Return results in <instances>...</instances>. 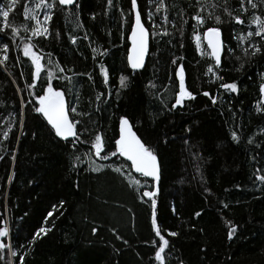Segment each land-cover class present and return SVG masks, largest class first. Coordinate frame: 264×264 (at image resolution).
<instances>
[{"label": "trees", "instance_id": "1", "mask_svg": "<svg viewBox=\"0 0 264 264\" xmlns=\"http://www.w3.org/2000/svg\"><path fill=\"white\" fill-rule=\"evenodd\" d=\"M31 1L19 0L10 14L18 35L0 31V228L8 230L0 237L8 245L0 264H21L20 257L23 264H160L152 204L141 198L154 182L135 175L119 154L95 155L97 134L101 156L116 150L121 117L158 156L156 218L169 241L165 264H264V182L257 179L264 175V38L247 36L264 5L245 3L243 12L241 0H163L164 6L137 0L150 48L135 71L126 63L131 0L57 2L43 36H34L35 21L25 18ZM35 10L40 19L47 8ZM198 12L203 25L193 19ZM213 26L223 39L219 66L195 38ZM249 41L262 51L245 55ZM26 44L42 58L39 78ZM181 66L194 99L172 108ZM49 79L76 109L69 113L79 122L77 138L57 137L35 111ZM233 82L236 92L220 86ZM42 227L49 231L33 242Z\"/></svg>", "mask_w": 264, "mask_h": 264}, {"label": "snow or ice", "instance_id": "2", "mask_svg": "<svg viewBox=\"0 0 264 264\" xmlns=\"http://www.w3.org/2000/svg\"><path fill=\"white\" fill-rule=\"evenodd\" d=\"M59 3L60 5L69 6V5H76V0H53V3L49 4L46 2V0H39V3L35 5L36 8H47L49 11L45 12L44 14V21L41 22V20L38 18L37 15H30L28 7L24 8V15L26 19L35 21L34 26L32 27L31 31L34 36H43L48 33V28L43 26V23H46L52 19V12L50 11L56 6V3ZM19 3V0H7V4L0 5V20L3 21L2 27H0V31H4L5 29L12 28L11 24L9 23V17L12 12L15 11L16 5ZM108 3L111 4L112 0H108ZM225 3H227V0H225ZM245 3L251 7V9H256L261 5H264V0H260L259 5L257 3H254L253 0H241V10L243 12H247L249 9L245 6ZM132 8L136 9L135 12V26L132 27L131 31V39H132V50L131 54L129 55V61L131 64V67L133 69H138L142 67L143 59L145 56V53L147 52L148 47V30L144 27V24L141 19L140 11L138 10L137 6V0H131ZM160 6H164L163 0H160ZM201 8L203 10V5H201ZM34 11V10H33ZM225 11H228L227 8H225ZM230 15V13H229ZM149 18H151V13H149ZM193 19L196 20V22L200 25H203L206 21V18L200 14L199 12L193 17ZM207 19H215L217 23L220 22V17L215 16L213 17L212 13H209ZM235 21L238 24H244L245 20L241 19L240 16L235 17ZM251 22L256 25V28L254 31H249L247 33L248 37H261L264 38V17L253 13V16L251 17ZM25 31H28V28L25 27ZM13 34L18 35L19 29L18 28H12ZM167 33H165L166 35ZM221 34V30L217 26L209 27L207 28L206 32L204 33L205 37L208 40V47L211 48V55L215 58L216 65L219 66L221 56L220 53L222 51V43L219 39ZM197 40L198 47L200 46V40L201 37L197 34L195 36ZM73 42H75V38H73ZM8 45L5 44L4 48L7 49ZM249 49H251V55H256L257 53H260L262 51V48L259 44H253L251 41H249L248 47L244 49L245 55L249 54ZM203 54V53H202ZM24 55L30 56L33 65L35 66V72L34 76L36 78H39L40 72L42 69L41 64V57L34 53L32 51V46L30 44H26L24 48ZM7 55L4 56V60H7ZM0 63H3V60H0ZM175 63V61H174ZM61 72L64 71L63 68L59 69ZM209 71H212V68H209ZM49 78L52 76V72L49 71L48 73ZM177 76L179 77V90L175 95V103L172 104V108L182 107L184 104L185 99H194V96L192 92L188 91L185 82H184V75H183V66L180 67V69L177 72ZM105 79H107V73L105 72ZM222 79V78H221ZM125 77H121L120 83L121 86H125ZM222 88L226 90H230L232 92H236L238 90L236 83H222L220 85ZM29 87H34V85H29ZM260 90L262 93H264V84L261 85ZM205 96H209L210 93L205 92L203 93ZM99 99V97H97ZM39 101V107L35 109L36 112L41 113L48 121V123L51 125V127L54 129L55 135L58 137H61L63 139H68L69 137L77 138L78 133L76 130V125L79 122H75L73 120L69 119L68 112L69 110L71 112H75L76 109L74 107L68 108L66 105L64 92L61 90H58L53 87L52 83H47V87L43 90V94L38 96ZM215 103V100H213ZM5 138H7L8 133H4ZM232 138L238 139L235 132L232 133ZM251 142V141H250ZM93 147L95 149V155L97 157H100L102 159H109L110 156H116L119 154L122 157H125L128 161L131 162V167L137 172L140 173L143 177L146 178H152L154 182H158L160 179V166L158 162V156L156 152L153 150V148L146 144L137 134L132 130V125L129 123V120L125 117H121L120 119V130H119V138L115 140V151L111 152L110 154L101 156V152L104 148V143L102 140V136L100 134H97L95 137V141L93 144ZM116 171H121L122 169L120 167H117L115 169ZM93 171H100V167H96L93 169ZM257 179H259L261 182H264V175L258 176ZM135 183L137 185L140 184L139 180H136ZM157 194V190L153 191H143L141 198L147 197L150 199L152 204V225L155 230V235L159 237V247L158 250L155 252V259L160 262V264H165V251L169 246V241L165 238L164 235L161 234V228L157 224V218H156V200L155 196ZM227 207V205H225ZM49 216H52V213L49 212ZM197 216L200 215V213H196ZM47 231L49 229L40 228L38 232L33 237V242L36 238H38L42 233L47 234ZM95 232L96 230L93 229ZM235 231V227L229 230V239L232 238L233 233ZM171 236L177 235L175 232L169 233ZM8 236V230L7 228H0V237H7ZM119 238V237H118ZM153 243H156V241H153ZM8 245L4 244L2 241H0V250H3L4 248H7ZM13 256L16 255L15 252L12 253ZM21 261V264H23V257L19 258Z\"/></svg>", "mask_w": 264, "mask_h": 264}, {"label": "water", "instance_id": "3", "mask_svg": "<svg viewBox=\"0 0 264 264\" xmlns=\"http://www.w3.org/2000/svg\"><path fill=\"white\" fill-rule=\"evenodd\" d=\"M59 4V3H58ZM60 5V4H59ZM60 6H63V7H69V6H71V5H69V6H64V5H60ZM131 9H132V24H131V28H130V31H129V35H128V48H127V53H126V63H127V66H128V68L130 69V70H140V69H142L144 66H145V63H146V61H147V57H148V54H149V48H150V33H149V30H148V28L144 25V27L148 30V47H147V52L145 53V56H144V59H143V64H142V67H140V68H138V69H133L132 67H131V64H130V61H129V55L131 54V50H132V47H133V45H132V39H131V31H132V27H134L135 26V12H136V9H133L132 7H131ZM142 19V18H141ZM143 22V21H142ZM144 24V23H143ZM206 32V31H205ZM204 32V33H205ZM219 39H220V41H221V43L223 44V39H222V35L220 34V37H219ZM204 41H205V43L207 44V47H208V40H207V38L205 37V35H204ZM208 49H209V52L211 53V48H209L208 47ZM211 55V54H210ZM211 57H212V60L215 62V58L211 55ZM216 63V62H215ZM66 105H67V103H66ZM68 106V105H67ZM41 114V113H40ZM42 115V114H41ZM68 115H69V119L70 120H72V118H71V116H70V113L68 112ZM42 117H43V119L45 120V122L47 123V125L51 128V130L54 132V129L51 127V125L48 123V121H47V119L42 115ZM74 121V120H73ZM130 123V122H129ZM131 124V123H130ZM76 130H77V126H76ZM119 130H120V122H119V125H118V136H117V139L119 138ZM132 130L134 131V132H136L135 131V129L133 128V126H132ZM54 134H55V132H54ZM137 134V133H136ZM58 137V136H57ZM59 138H61V137H59ZM61 139H63V138H61ZM70 139H73V137H69L67 140H70ZM63 140H66V139H63ZM124 159L131 165V162L130 161H128L125 157H124ZM160 166V165H159ZM132 168V167H131ZM132 171H133V173L134 174H137V175H141L140 173H137L133 168H132ZM142 176V175H141ZM146 178V177H145ZM160 178H161V176H160ZM147 179H150V180H152V178H147ZM159 181H160V179H159ZM159 181L158 182H154V186H155V190H157V187H158V184H159ZM2 238V237H1Z\"/></svg>", "mask_w": 264, "mask_h": 264}, {"label": "rangeland", "instance_id": "4", "mask_svg": "<svg viewBox=\"0 0 264 264\" xmlns=\"http://www.w3.org/2000/svg\"><path fill=\"white\" fill-rule=\"evenodd\" d=\"M7 0H5V2H6ZM38 3V1H31L29 4H28V9H29V14L30 15H38V13H36V10H35V4H37ZM47 3H49V4H51L52 3V0H47ZM150 3V2H149ZM5 4H7V3H3V5H5ZM34 10V11H33ZM47 11H49V9H47ZM47 11H45V12H47ZM45 12H43L42 14H41V16H40V19H41V21H44V14H45ZM149 13H150V11H148L147 12V15H148V18H149ZM200 37L202 36V35H199ZM201 42L202 43H204L205 45H206V48H207V51H208V56H210L209 55V50H208V47H207V44L205 43V41H204V37L202 36V38H201ZM75 122H78L77 120H75Z\"/></svg>", "mask_w": 264, "mask_h": 264}, {"label": "bare ground", "instance_id": "5", "mask_svg": "<svg viewBox=\"0 0 264 264\" xmlns=\"http://www.w3.org/2000/svg\"><path fill=\"white\" fill-rule=\"evenodd\" d=\"M56 76V75H55ZM54 76V77H55ZM62 77V76H61ZM124 158V157H123ZM130 165V164H129ZM130 167H131V165H130ZM190 167V166H189ZM131 170H132V168H131ZM133 172V171H132ZM135 175H137V174H135ZM138 176H141V175H138ZM141 177H143V176H141ZM143 178H145V177H143ZM147 179V178H146ZM148 180H150V179H148ZM150 181H153V180H150Z\"/></svg>", "mask_w": 264, "mask_h": 264}]
</instances>
